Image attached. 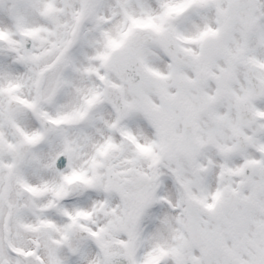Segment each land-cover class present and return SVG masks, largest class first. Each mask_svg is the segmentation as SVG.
<instances>
[{
  "label": "snow or ice",
  "instance_id": "1",
  "mask_svg": "<svg viewBox=\"0 0 264 264\" xmlns=\"http://www.w3.org/2000/svg\"><path fill=\"white\" fill-rule=\"evenodd\" d=\"M0 264H264V0H0Z\"/></svg>",
  "mask_w": 264,
  "mask_h": 264
},
{
  "label": "clouds",
  "instance_id": "2",
  "mask_svg": "<svg viewBox=\"0 0 264 264\" xmlns=\"http://www.w3.org/2000/svg\"><path fill=\"white\" fill-rule=\"evenodd\" d=\"M33 43L35 44V46L40 47V41L39 40H35L33 41ZM21 71H23V69L21 68ZM48 75H54V70H50V72L48 73ZM25 93H27V89H25ZM68 112H71V108L69 107L67 109ZM70 121L71 120H80V116L77 114H72L70 116ZM64 127H68V128H74L75 125H73L72 123H70L69 121H65L63 124ZM79 182H76V184H78ZM73 188L75 187V184L72 186Z\"/></svg>",
  "mask_w": 264,
  "mask_h": 264
}]
</instances>
